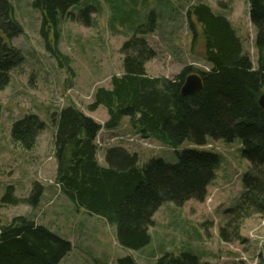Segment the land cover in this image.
<instances>
[{"label":"trees","instance_id":"16d2710c","mask_svg":"<svg viewBox=\"0 0 264 264\" xmlns=\"http://www.w3.org/2000/svg\"><path fill=\"white\" fill-rule=\"evenodd\" d=\"M40 14V35L44 46L60 66L70 67V58L60 49L62 24L68 20L94 26L93 14L99 4L87 0H33ZM250 21L256 28L257 67L245 52L243 41L233 23L204 3L188 9V20L196 39L193 18L201 26L207 67L185 66L173 78L150 76L147 64L158 56L146 36L158 29L159 14L152 12L147 25L135 30L126 41L123 73L113 75L111 87H99L89 110H107L104 127L113 130L128 118L137 135L156 139L172 147L185 141L203 147L209 139L243 144V157L249 162L241 182L243 192L238 204L225 213L230 217L221 229V238L230 242L242 239L245 220L259 215L264 219V0H249ZM25 34L15 18L11 0H0V90L11 83L12 72L25 63L23 52L14 45ZM195 41V40H194ZM198 74L202 88L184 95L188 76ZM3 106L0 104V121ZM54 155L56 184L80 212L104 218L115 225L122 247L139 251L152 242L150 228L154 216L168 202L179 206L187 201L204 202L214 182L221 157L213 152L187 149L177 152L178 163L153 158L144 165L139 156L121 146L105 149V164L99 162L97 138L103 126L74 103L61 108L55 116ZM47 128L39 115L28 113L13 123L15 144L32 151ZM44 192L35 182L28 197H18L13 185L7 187L2 205L27 204L37 207ZM73 244L38 224L28 216L0 220V264H61ZM118 264H138L134 257L118 259ZM155 264H208L201 254L166 252Z\"/></svg>","mask_w":264,"mask_h":264},{"label":"rangeland","instance_id":"374dc122","mask_svg":"<svg viewBox=\"0 0 264 264\" xmlns=\"http://www.w3.org/2000/svg\"><path fill=\"white\" fill-rule=\"evenodd\" d=\"M11 1L15 18L25 31L13 43L26 60L21 68L12 72L10 85L0 90V104L3 106L0 121V220L8 223L14 217L28 216L69 240L73 249L61 264H118V259L126 256L134 257L138 264H155L164 253L178 254L181 251L201 254L202 261L208 264H256L254 258L257 255L259 258V250L264 249V219L261 216L254 215L245 220L240 240L233 238L226 242L220 236L230 218L225 212L238 204L243 192L241 177L249 167L243 157L241 139L227 143L210 138L203 147L190 141L172 147L156 139H144L127 125L128 118L122 121L117 132L128 135L125 143L130 150L124 148L136 153L141 165L153 158L176 164L177 152L187 149L205 150L221 157L206 200L192 199L181 206L165 203L154 216L155 225L150 228L152 242L144 249L134 251L119 244L115 225L102 217L78 212L57 187L53 119L61 108L74 103L101 124L98 159L105 164V149L117 144L118 139L111 138L115 129L104 127L108 120L107 110L102 107L91 112L89 106L94 101L96 89L111 87L112 76L123 73L121 48L133 37L135 30L149 23L152 12L159 14L158 29L146 36L158 53L147 64L150 76L173 78L187 65L203 70L207 63L201 26L193 18L197 32L194 39L188 9L204 3L214 12L227 15L243 41L245 52L257 67L259 53L255 45L256 28L249 16V0H87L90 5L99 4L100 12L92 16L93 27L68 20L62 24L60 49L70 58L69 68L60 66L47 53L40 35V14L31 5L33 0ZM28 113L37 114L47 122V128L41 132L32 151L24 150L11 137L13 123ZM35 182L44 188L37 207L1 204L9 185L15 187L18 197L25 198L31 194ZM260 223L262 226H258Z\"/></svg>","mask_w":264,"mask_h":264},{"label":"water","instance_id":"95a60500","mask_svg":"<svg viewBox=\"0 0 264 264\" xmlns=\"http://www.w3.org/2000/svg\"><path fill=\"white\" fill-rule=\"evenodd\" d=\"M202 88V79L198 74H191L187 77L184 86L182 88V93L184 95H193ZM259 103L262 108H264V95L261 96Z\"/></svg>","mask_w":264,"mask_h":264},{"label":"crops","instance_id":"0c3cea01","mask_svg":"<svg viewBox=\"0 0 264 264\" xmlns=\"http://www.w3.org/2000/svg\"><path fill=\"white\" fill-rule=\"evenodd\" d=\"M102 107H100L98 110H100ZM108 116V115H107ZM125 121V120H124ZM123 124H124V122H123ZM128 126H130V124H129V120H128V124H127ZM117 130L118 129H115V130H113L112 132L114 133L113 135H111V138H115V137H117V138H119L118 139V141H117V146H118V144H119V146H123V147H127V145H126V143H125V140H126V136H128V135H123V134H120V132L118 133L117 132ZM134 132V131H133ZM135 135V134H134ZM116 138V139H117ZM127 149H129L128 147H127ZM130 150V149H129ZM132 152V151H131Z\"/></svg>","mask_w":264,"mask_h":264},{"label":"built area","instance_id":"2783aa9c","mask_svg":"<svg viewBox=\"0 0 264 264\" xmlns=\"http://www.w3.org/2000/svg\"><path fill=\"white\" fill-rule=\"evenodd\" d=\"M262 226V225H261ZM262 242L264 243V236L262 237ZM260 253H261V250H260ZM259 258H257L256 260V264H257V261H258Z\"/></svg>","mask_w":264,"mask_h":264}]
</instances>
